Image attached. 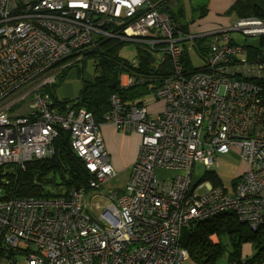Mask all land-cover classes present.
I'll return each instance as SVG.
<instances>
[{"label": "built area", "instance_id": "obj_1", "mask_svg": "<svg viewBox=\"0 0 264 264\" xmlns=\"http://www.w3.org/2000/svg\"><path fill=\"white\" fill-rule=\"evenodd\" d=\"M231 32L263 36L264 20L237 18L214 32L205 70L186 76L179 42L187 35L153 0H0V166L50 156L61 128L92 175L88 186L99 188L116 174L100 125L140 136L125 191L108 192L98 218L77 187L65 197L0 200V264H183L186 225L225 210L251 229L264 224V100L253 81L264 62L237 57ZM100 38L165 45L174 74L155 93L164 103L157 115L144 103L125 108L116 94L102 122L83 108H53L45 86ZM232 147L248 165L232 191L193 180L196 162L215 168ZM158 169L171 173L161 179Z\"/></svg>", "mask_w": 264, "mask_h": 264}, {"label": "trees", "instance_id": "obj_2", "mask_svg": "<svg viewBox=\"0 0 264 264\" xmlns=\"http://www.w3.org/2000/svg\"><path fill=\"white\" fill-rule=\"evenodd\" d=\"M153 1L160 10L168 13L171 0ZM230 11L235 12L238 18L258 17L263 20L264 1L236 0ZM174 22L176 29L183 35H190L187 28L180 26L176 20ZM213 39L214 35L186 39L205 59L204 64L196 67H193L187 59L186 40L179 42L181 50L179 61L183 75L189 76L205 70ZM121 42L100 38L97 45L85 53L82 59L89 56L93 58L95 74L91 79L82 80L78 94L73 100L58 101L53 92L57 79L55 83L45 86L53 101V108L59 112L83 108L92 113L96 122H102L110 108L111 95L116 94L120 97L125 108L131 105L139 107L146 96L155 95L164 81L174 74L173 60L170 52L163 48L164 44H147L149 50L154 52L141 50L137 54L138 59L130 63L117 55ZM247 51L250 61L264 62V49L261 46ZM124 75L130 79L127 85L121 84V77ZM253 81L261 87V96L264 100V76L254 78ZM52 148L53 153L50 156L25 162L24 166L17 164L0 166V177H2L0 186L5 189V195L0 196V200L11 197H65L73 187L81 188L83 191L90 188L88 183L92 175L75 153L68 131L58 128L57 136L52 141ZM201 178L202 181L210 180L214 186H222L219 176L213 170H207ZM5 180L8 182L4 183ZM211 235H216L219 241L214 243L210 238ZM246 241L251 242L257 252L243 261L240 246ZM180 243L187 250V259H190L192 264H216L225 255L232 264H260L264 260V224L257 230L251 229L247 223L239 220L233 211L225 210L183 227Z\"/></svg>", "mask_w": 264, "mask_h": 264}, {"label": "crops", "instance_id": "obj_3", "mask_svg": "<svg viewBox=\"0 0 264 264\" xmlns=\"http://www.w3.org/2000/svg\"><path fill=\"white\" fill-rule=\"evenodd\" d=\"M188 1H191V3L194 4L193 8L198 10L197 17L190 18L189 21L185 16L186 8L184 7L183 0H171L168 7V14L174 20L178 21L180 26L187 28L188 32L190 33V35L187 36V39L212 35L214 32L220 31L222 29L226 30L238 18V15L235 12L230 11L231 6L236 0ZM182 20H185L186 23ZM229 38L230 43H235L242 48L240 52L236 53V56L239 58L246 56L248 59L247 49H255L260 46L262 49H264V35L244 36L239 32H231ZM123 77H125V75ZM65 94L66 96H73V93L65 92ZM146 106L150 114H152V112L158 114L160 111H162L164 103L163 101L154 98L152 100H147ZM100 131L116 173L128 171L127 179L129 180L132 173L133 164L138 155L140 136L133 130L125 131L124 129H117L111 123L101 124ZM219 156L224 160L232 161L235 165H239L237 170L238 174L233 178L234 185V183L247 170V163L239 157L238 152H234L232 150L226 152L225 154H220ZM157 172L161 179H166L171 173V171L164 169H158ZM210 238L214 243L219 241L216 235H211ZM256 252L257 250L251 242L246 241L240 246L241 259L243 261L252 257ZM216 264L232 263L228 261L227 255H225L222 256ZM260 264H264V260Z\"/></svg>", "mask_w": 264, "mask_h": 264}, {"label": "rangeland", "instance_id": "obj_4", "mask_svg": "<svg viewBox=\"0 0 264 264\" xmlns=\"http://www.w3.org/2000/svg\"><path fill=\"white\" fill-rule=\"evenodd\" d=\"M184 7L186 8L185 16L190 20V18H195L198 15V10L194 7V4L191 1L183 0ZM190 2V3H189ZM186 23L185 20H182ZM182 23V22H181ZM183 24V23H182ZM112 40L122 41L118 48V56L128 60L130 63L136 61L138 59V52L144 49L149 50L150 48L146 43L135 40H121L119 38H110ZM185 47L187 50V59L189 63L193 66H200L204 64L205 59H203L197 51L192 47L191 42L189 40L185 41ZM150 52H154L149 50ZM82 59V58H81ZM72 59V63L63 69V73L58 76L57 83L53 87V92L58 101L63 100H73V98L78 94V90L80 88L81 82L83 79H91L95 70L93 67V58L85 57V59ZM84 60V61H83ZM70 61V62H71ZM56 82V81H55ZM54 82V83H55ZM68 86V87H67ZM65 92L73 93V96H66ZM160 98L155 95H148L144 99V104H146L147 100ZM151 115H157L155 112H152ZM234 152H239V149L236 147L231 148ZM218 163L217 166L208 168L201 161L196 162L194 172H193V180H197L196 178L201 177L206 174L207 170H213L219 176L222 187H224L228 192L232 191L233 188V178L237 176L239 165H235L230 160H224L220 156L217 158ZM127 176L128 171L116 173L113 178H111L108 182L101 185L99 188H87L84 191L83 204L85 210L93 217L98 218L102 213L103 209L107 204L110 203L108 198V192L112 190L125 191V186L127 184ZM208 179H204L202 182L206 184ZM208 182H211L210 180ZM205 186L197 189L199 194L205 192ZM5 195V189L0 186V196ZM221 259V258H220ZM219 259V260H220ZM184 264H192L190 259H186Z\"/></svg>", "mask_w": 264, "mask_h": 264}, {"label": "water", "instance_id": "obj_5", "mask_svg": "<svg viewBox=\"0 0 264 264\" xmlns=\"http://www.w3.org/2000/svg\"><path fill=\"white\" fill-rule=\"evenodd\" d=\"M115 83H116V82H115ZM115 83H114V84H115Z\"/></svg>", "mask_w": 264, "mask_h": 264}]
</instances>
